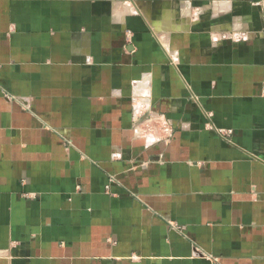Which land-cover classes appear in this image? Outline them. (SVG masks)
<instances>
[{
	"label": "crops",
	"instance_id": "crops-1",
	"mask_svg": "<svg viewBox=\"0 0 264 264\" xmlns=\"http://www.w3.org/2000/svg\"><path fill=\"white\" fill-rule=\"evenodd\" d=\"M0 264H264V0H0Z\"/></svg>",
	"mask_w": 264,
	"mask_h": 264
},
{
	"label": "built area",
	"instance_id": "built-area-1",
	"mask_svg": "<svg viewBox=\"0 0 264 264\" xmlns=\"http://www.w3.org/2000/svg\"><path fill=\"white\" fill-rule=\"evenodd\" d=\"M247 32H229L221 39L240 41L247 38ZM132 128L136 137L144 138L150 146L170 144L174 137L175 125L171 118L153 105L150 90L145 82L136 85L132 96Z\"/></svg>",
	"mask_w": 264,
	"mask_h": 264
}]
</instances>
